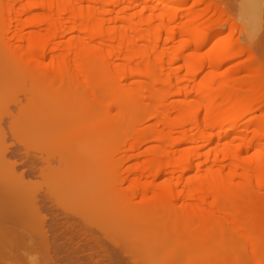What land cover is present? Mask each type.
Masks as SVG:
<instances>
[{
    "label": "bare ground",
    "instance_id": "obj_1",
    "mask_svg": "<svg viewBox=\"0 0 264 264\" xmlns=\"http://www.w3.org/2000/svg\"><path fill=\"white\" fill-rule=\"evenodd\" d=\"M20 1L22 3V0H0V44L2 43V45L5 44L6 46L10 45L8 47V52H5L4 50L1 51L0 49V88L5 85L3 92L8 93L1 95L3 92H0V97L2 98L4 95L9 96L14 92L12 86L15 82L19 81L17 83V86H19V83L22 82L21 80H27H25V78L28 75L30 76H28L30 82L31 80H33L32 83H34V80L36 82L33 86L35 84L38 85L37 83H41L42 80L43 82H45L44 80H47L51 86H54L53 83H57L58 88H60L59 90L62 88H65L66 90L68 89L66 92L64 91L65 89L62 91L64 92V95L67 93L69 98L71 95L74 96L75 92L73 87L76 85L74 83H77L79 80L78 84L80 83L81 85L82 83V87L86 89L83 90L81 95H78L80 97L75 94L74 99L76 96L77 98L75 101L73 100L70 105V107L76 105L75 107H71L74 108V111L73 109L71 110V108L67 109L66 106L69 107L70 103L68 104L69 100H66L67 105L65 104V99L68 97L66 96V98L64 95V103H62L63 101H60L62 105L59 104L60 102L53 101V105H58H54L55 107L51 104L50 106L47 105L46 108L45 106H42L41 109H39L37 105L36 107L38 109L36 107L30 108L28 102L25 101L27 106L25 105L24 108L22 105V108H20V106L18 107V104H16H20V102L16 99L17 101H14L16 105L14 104L13 106L14 108L16 107L14 109L16 112L9 114L8 112L10 109H7L6 107L8 104L5 106L6 110L4 111H7L5 113V115H7L4 116H8L9 119L11 118V122L8 121L9 123L6 125L11 133V135H9L12 137L15 133L13 129H21V126H16V124L21 125L24 123L23 125L26 126L22 128L23 130H28L32 126H28V119L33 117L30 116L31 112L28 113L29 108L39 111V113H41V115L39 114V117H41L38 119L35 118L36 116L34 117L39 124L37 121L35 124L33 123L35 121L34 118L30 119L31 121L34 120L33 122L30 121L32 124H37L35 127L32 126L34 129L32 128L33 134L31 135V138L33 139H29L30 141L28 139H26L27 141H25V139L19 141L18 138H15L17 143L6 140V142H0L2 143V145H0V264H28L23 261V257L26 255L25 253L27 251L29 252L34 248L36 249V247L41 248L40 244H42L41 242L44 240L47 242V246H50V243L48 242L51 240L50 237H53L50 233L52 228H49L51 231H48L49 229H43L45 228L43 226L47 223L49 224L50 220L53 219L52 216L54 215H49L50 213L55 212L53 209L56 207V201L53 202L54 199H51L53 196L55 198L58 196H69L74 199L76 197H82L86 200L81 198V200L77 198L75 200H80V204L76 201L77 205L79 204L80 207H84L83 209L87 212L90 207L85 205V203L88 201L89 204H93V207H97V205L101 203V197L103 203L105 201H110L111 199L113 200L111 197H117L119 198V201L124 197L125 202L128 201V203H124L123 201V205L119 204V206L122 205L129 209H131V207L134 208V210L131 209V212L133 211L132 213L128 210L129 214H132V216L129 215V219L132 220V218H134L132 220L134 226L129 228V237L134 230L137 233L139 230L141 231V226L142 231L147 230L148 232L151 227H154L156 220L159 223L157 222V225H155L158 227L159 224L161 228L168 227V222H170V224L175 227L173 230L174 232H176V229L177 232L181 231L179 233L176 232V235L179 237H181L179 235L181 233L185 235V232L183 231H190L189 233H195L196 235L199 234L198 239H195V234L192 236L189 234L190 241L189 239L187 240L184 238V241L191 246V248L188 247V251L183 249L186 251L185 253H188L187 255L191 254L192 256L195 251V243L196 249L197 244L202 247L204 245L203 249L206 246L207 248L204 251H207L210 247V250H212V247L216 248L213 254L209 255L211 252L208 254L210 263H204L205 261L200 263L249 264V262L252 261L253 264H264V203L259 202L261 200L260 197H264V69L263 66H260L261 64H259V61L257 59L255 60V55L250 51V48L248 46H245L244 48V45L243 47L242 45H238V41L234 44V39L232 40L227 36H219L218 38L215 36L214 40H210L214 38V32H206L204 34L201 32L198 34L201 29H206L214 21L208 17V19H204L203 17L201 18L200 15L191 14L189 13L190 10L188 12L184 11L186 12L183 14L184 18L181 16V20L177 21L180 18L179 16L182 15L180 14L181 12L177 14L175 11V14H173V11L170 12V10L174 9V5L184 4L187 2L186 0H26L27 3L23 2L24 4L22 3V5L18 4ZM207 1L208 0H195L194 4L201 2L205 5L207 3L205 7L207 10V8L209 9L211 6H214L211 5L213 2L211 3ZM138 3L141 4L139 9L136 8V4ZM208 3H210V5H208ZM188 8L191 9L192 7ZM31 10L40 11V13L38 12L39 14H36L37 18L35 17L34 20H31L30 17H25L23 19V16L31 13ZM221 13L222 12L220 11V14L218 13V15L222 17L223 14ZM32 18H34V16ZM41 26H44L43 30L45 32L43 33H41ZM24 27H32L33 30L26 34V32H24ZM217 31L219 32V30ZM10 33H12V35ZM11 38L16 39L15 42L18 41L19 45L15 42L14 44L16 45L11 44L14 41V39ZM24 42L28 46V49L26 48V45V49L23 48L22 45H24ZM206 45H208V47L204 50L203 48ZM11 46L12 49L10 52L9 48H11ZM189 48H191L192 51L187 54L186 52ZM49 54H52V58L50 64L47 65L43 61ZM240 55L246 57V60H241L243 62L234 69H228L231 71L227 70L224 71V73L220 72V67L223 64V61L226 62L229 58ZM13 59L20 62L11 67L9 64ZM241 72L244 74L239 75ZM134 77H143L144 81H141V85L126 83L128 82V78L130 79ZM120 79L122 81H127L122 83L120 82ZM30 82L29 85L31 86ZM1 84L4 85L1 86ZM70 86H72L73 90L70 89ZM88 88L94 91V95L87 90ZM37 89L34 88L31 91H34L33 93H35ZM103 89L108 91L105 93L109 94V96L106 94L109 98H113L109 99L105 96L110 100L109 104L111 102V104H114L111 105V107H114V109L117 110V108H115L117 105L119 108V110H117L118 112L115 110L116 113H114L115 111L113 110L114 115H112V113L109 114L108 112V116L105 112L104 114H106L107 117H105L106 115L101 116V110L96 111L93 109L94 107H90L93 105L96 108L97 104V110L101 108V105L99 104L105 93L101 94L100 92H103ZM31 91H29V94H32ZM68 91H70V95ZM26 92L24 93L26 94ZM95 93L97 95L98 93L100 94L97 97ZM16 94L17 93L14 92L12 94L14 95L13 97H15ZM20 94H23V89L20 91ZM26 96L25 99L28 100ZM94 96L96 97L94 98ZM142 97H147V99L151 101L152 107L147 109L148 111L145 110V107L141 102ZM78 98L82 99L77 102ZM96 98L99 100V104L97 103ZM107 98H105L106 101H108ZM85 100L87 105H84L82 102ZM1 101L4 100L2 99ZM9 102L10 101L8 100V103ZM73 102H75V105ZM6 103L5 100L4 104ZM78 103L82 104L83 107L90 104L89 107L91 108L90 111H92V114L87 109L89 107H84V109H87V113H84L85 117L82 116L84 109L81 105H77ZM63 105L67 110H65L64 107H61ZM27 107L28 110L26 109ZM57 107L61 108L57 109ZM78 108H80V110ZM143 109L145 115L140 116L141 114L139 115V112L140 110L143 111ZM64 110L67 111V114H69L70 117L69 115H65ZM146 111L148 113H146ZM49 112L54 115L49 114ZM93 112H98L97 114H100V117L98 115L96 116V114L93 117ZM76 113L79 116L81 115V117ZM86 114H90L91 118L89 119L90 116L88 115L89 117H87ZM50 115L53 116V118ZM73 116H78L80 120L85 119L84 122L87 124L82 126V122L80 123L79 119L77 120L76 117ZM14 117L17 118L18 121ZM44 117L46 120H44ZM3 118L4 117L2 116L0 126L2 123H5L3 122ZM12 118H14V121ZM73 118L76 119L75 122ZM100 118L101 124L96 122ZM146 118H152L155 122L154 126L146 129L141 128L140 125H142L143 122H146ZM24 119H26L25 121L27 124L26 122H22ZM86 119L89 121H86ZM68 120L73 121V124L71 122L69 123ZM77 121L80 124H75ZM98 121L100 122V120ZM66 122L68 123L66 125H71L69 128L64 126ZM74 124L75 128L73 131L71 127H73L72 125ZM76 125L80 128H77V131L79 130L78 132H75ZM7 126L2 130L4 133H7L4 130L5 128L7 129ZM12 126L13 128L11 129ZM51 126L52 129L49 128ZM86 126L89 128L92 127V130H90V132L88 130L87 134H85L86 132H84V129L82 128H85ZM98 126L101 127L98 129L99 131H97ZM124 126H126L127 131H125L124 137L122 135L124 140H121V143L119 141V143L121 145L123 142H127V148L124 150L129 151L130 155L124 154L119 156L117 154L120 150L122 151V145L119 149H116L117 147H115V152L113 147L115 145L113 144L116 143L115 141L117 140H115V136L113 135L114 137H112V139L114 138L115 141L112 140L113 144H110L109 151H111V148L113 147L112 149H114V152L119 157L115 156L116 154L114 153L116 158L113 157L114 161L112 160L113 164H110L111 167L108 165L111 161L110 160L107 164V169H105V165L103 168H100L102 167L99 166L101 157L98 158L96 156H101L102 152L96 150L97 146L95 145L97 144V141L100 143L99 146L101 145V142H99V136L116 131L121 133V131H124L123 129H125ZM63 127L66 128L63 129ZM70 128L72 129V132L70 131ZM1 129L2 127L0 128V131ZM22 129L21 131H23ZM50 129L51 131L49 132ZM62 129H67V132H64V134ZM82 131L84 132L83 135L81 133ZM95 131L99 132V135L98 133L95 135ZM54 133L56 135H54ZM70 133H73L72 135L75 137H72V140L70 139L72 136ZM75 133H79L80 136H75L77 135ZM1 134L0 140L2 136H4V138L8 136V134ZM94 135L99 138L93 137ZM15 136L16 134H14V137ZM77 138L80 139L77 140ZM85 138H87L89 142L94 140L93 143L95 142V147L92 142H86L87 139ZM5 139H7V137ZM70 140L79 143V148L80 145H82L81 149L88 148V145L92 144L89 149L93 147L95 148V150L91 149L94 151V155H92V153H90V155H84L82 153L84 152V149L82 152L80 150L79 152H75L77 146L76 148L74 147L77 143H74V145ZM153 140L156 143H160V145L147 149V154L149 152V158L145 159V161L141 160L142 162L139 163L129 165L126 163V159L131 160L130 157L136 158L139 156L137 153V156L134 155V151H138L140 144L144 145L145 142L147 144V142L149 143ZM67 141L71 142V145L69 142L68 144H65ZM112 141L110 140V142ZM7 142L9 143L6 144ZM14 143L19 146H16ZM37 143L38 145L45 144L46 146L38 147ZM28 144L32 146H28ZM68 145H73L75 150L69 151L71 147ZM55 146H57V149H54ZM45 147H47L48 150L47 148L44 150L43 148ZM51 148L54 149V152L57 150V154L59 152L58 149L62 150V153H60L63 157L59 156L56 160V156L59 154L56 155V153L52 152L53 150ZM50 151L56 156L52 157ZM95 151H97V154H95ZM109 151L107 152L109 153ZM72 152L75 154H72ZM111 152L113 154V151ZM69 153L71 154L68 155ZM67 155L68 157H71L68 159V157L66 158ZM55 160L58 161V163L61 162V167ZM62 160H64L65 166L62 164ZM94 160H97L99 165H96L95 163L97 162ZM221 161H223L222 165L219 164ZM225 161H228L229 164L225 165ZM124 163L127 165L125 164V166ZM55 164L59 167L57 165L55 166ZM62 166L65 168L61 169ZM66 168L67 170H64ZM63 170L67 172V180L65 179L66 176H64L66 173H64ZM35 173L39 179L34 178L36 176ZM102 174V177L107 174L104 179L109 176L107 179L114 182L115 186L109 181V187L107 186L109 191L105 189L99 193L98 190L96 198H100H98L99 203L95 205L96 199L94 201V199L90 198L94 196L95 192L87 187H89L91 184L90 182H92L91 178H96L97 176L101 177ZM150 177L163 178L162 183L160 182V187L159 185V188L155 187L158 190L148 192L150 188L147 189V185H144V178H146L147 181V178ZM69 178H71V180ZM88 179H90V182ZM85 180L87 181L85 182ZM102 181L104 182L103 179ZM87 182L89 185H87ZM145 183L149 185L151 182L149 180ZM92 188L94 189L93 186ZM89 191L92 193L90 194ZM44 197L46 199L48 198V200H45ZM106 197L111 199L107 200ZM158 197H160V199ZM93 198H95V196ZM179 200H181V204L176 208V203H179ZM52 202L55 205H51ZM112 203H114V201ZM116 203H118V201ZM101 204L100 206L98 205L97 212L101 209L99 213L104 215V219L102 217L101 220L99 214H95L98 216L97 218L100 219V222H106V224H109L110 226L113 224L112 220L123 215L122 211L120 214H115V212L112 213V211H109L112 209L108 208L107 202L104 204L109 209L107 211L110 213L105 210L106 207L104 204H102V206ZM50 205L51 208L53 206V209L52 212L49 210L50 213L47 214L46 212H48L47 210ZM86 206L89 208L86 209ZM158 206H161V208ZM102 207H104V209ZM113 207L114 206L111 208ZM148 207H150V209ZM77 209L78 207L73 212L75 217L77 216L81 218L84 215L88 216V214L91 216L92 211H90V213L80 211L81 213H84L82 215L80 212H75ZM90 210L93 209L91 208ZM95 210L93 211L95 212ZM65 211L66 210H63V214ZM45 214L49 217H44ZM55 214L57 215V213ZM74 214H71V212L68 214L71 215L67 219L68 222L70 217ZM93 214L94 213H92V215ZM117 214L119 217H117ZM114 215L115 218H113ZM63 216L66 215L64 214ZM85 216L82 217L83 219L81 218L80 221H85L89 226L91 221L89 223L87 218L84 220ZM152 217L154 219H151ZM163 217H166L167 220L165 221V218ZM46 218H48V220H46ZM64 219L62 220L64 221ZM119 219H115V221H118ZM71 220L73 221L74 219ZM74 221H76V219ZM125 221L126 220H124V222ZM132 221L128 223L131 224ZM100 222H98V224H100ZM160 222L162 225H160ZM40 223L43 228H39ZM51 223L47 228L50 226L53 227ZM56 223L58 224L59 222ZM81 223H83L84 226L86 225L82 221ZM102 223L100 224L101 229L103 228ZM121 223L120 220V223H117V225L122 226ZM98 224L96 222V224L93 223V225H91L92 227L96 225L98 229L100 228ZM82 225L81 228L83 230ZM104 225L105 224H103V226ZM119 226H117L116 229L113 228V226L112 229H119L121 231V227L119 228ZM77 227L78 225L76 228ZM87 227H84V232ZM133 227H137L138 229L140 227V229L137 231V229H133ZM81 228L78 230H81ZM155 228L156 227L153 229ZM56 230L57 229L54 231ZM102 230L101 232H104V230ZM119 230L118 232H120ZM47 231L51 234L49 235L50 237L47 235ZM72 231H74V229ZM94 231L97 232L96 230ZM135 232L132 234L134 235ZM111 233L112 232L110 231L109 235ZM116 233L115 237L116 235L118 236V233ZM207 233H210V236L207 235ZM120 234L122 236L121 232ZM46 235L50 238L47 239L49 241H46ZM61 235H63V233ZM77 235L79 236H76V238L80 237V234ZM126 235H128V231L126 232ZM148 235H150V233ZM154 235L155 234H153V236ZM172 235H165V237H159L160 235H157L155 238H158L155 240L152 238L153 241L150 239L152 236L150 235V238L148 237L147 241L139 238L137 239L139 241L136 242L135 240H132V243L128 240L129 238L127 236H124V234L121 239L127 237V240L130 242H128L130 247L133 243H139L137 246L133 244L132 247L134 249L131 247V252L128 250L130 253H133L134 256L132 259V256H129L132 254H129L128 252L127 257H131V260H129L131 263L134 262V259H136L135 257L138 256L144 258L146 261H150L151 251L153 250L157 253L158 250H161L162 253L160 251L161 256L158 255L159 257H155L156 255L153 252L154 257H151L153 260L150 261L151 263L179 264V261L185 257V254H180V256H182L179 258L176 255L177 249H175V246L179 244L178 242H180L179 240H182V238H175V234L173 237ZM90 236L91 235H89V237ZM96 236L95 238L98 237ZM101 237L103 238V236ZM110 237L108 236L109 239L106 242L109 244L111 243L110 241H112L110 244L111 247L114 246L113 248H115V251H118V247V250H116L117 244L114 245L113 242L115 241H113V239L110 240ZM57 238L59 239V237ZM74 239L73 241H75ZM256 239L259 241L257 242ZM53 240L57 241V239ZM53 240L51 242H53ZM248 240H250L248 242L249 244L251 242L250 245L252 247L253 257H250V255L248 257L246 251H244L246 252L244 253L245 255L239 254L238 249L240 248L241 250V247L239 246L241 245L243 248L245 242ZM79 241L77 242L79 243ZM184 241L182 242L183 244L186 243ZM45 242L42 248L46 246ZM193 242L194 244L192 245ZM128 243H126V245ZM91 245L90 247L93 246ZM122 245L125 244H120V252H122L123 249ZM81 246L83 247V245ZM84 246L88 247L87 244ZM127 246H124V250ZM76 247L75 252H78ZM237 247L239 248L237 249ZM66 249L68 250L69 248ZM56 250L57 252L60 251L57 247ZM237 250L238 255L236 254ZM125 251L122 253L125 254ZM190 251L192 252L190 253ZM62 252L65 253L64 250ZM243 256L248 258L245 259ZM139 257L136 259V262L139 261ZM188 257H186L185 261L192 264V259L190 260V256ZM205 257L201 259H204ZM191 258H195V255ZM195 259L198 261L199 258L197 257ZM206 259L207 258L204 260ZM248 259L251 260L248 261ZM145 260L142 262H145ZM31 262L36 263L37 259L33 258L31 259ZM136 262L132 264H136ZM183 262L181 264H183Z\"/></svg>",
    "mask_w": 264,
    "mask_h": 264
},
{
    "label": "rangeland",
    "instance_id": "obj_2",
    "mask_svg": "<svg viewBox=\"0 0 264 264\" xmlns=\"http://www.w3.org/2000/svg\"><path fill=\"white\" fill-rule=\"evenodd\" d=\"M4 1H7V0H4ZM29 1V0H28ZM178 1V0H177ZM187 2H185L184 4H178V5H174L173 6V8L174 9H172V10H170V12L171 11H173V14H175V11H176V13L178 14V13H180V14H182V15H180L178 18V20L177 21H179V20H181V16H182V18H184L183 17V14H185L186 12H184V11H189V13H191V14H194V15H200L201 16V18L203 17L204 19H206L207 17L208 18H211L212 19V21H214V22H212V24L210 25V26H208L206 29H201L200 30V32H198V34H200L201 32L204 34V33H208V32H214L215 33V35H213L214 36V38H212V39H210V40H214L215 39V36H216V38H218L219 36L220 37H229V38H231L233 41H234V44H235V42L236 41H238V45H242V47H243V45H244V48H245V46H248L249 48H250V51L255 55L254 57H255V60L257 59L258 61H259V64H261L260 66H263V69H264V0H208L207 2H213L211 5H214L213 7L211 6L209 9L207 8V10H206V5H207V3L204 5V3H196V4H194V1L195 0H186ZM27 3V1L26 0H22V3ZM176 2V1H175ZM22 3H21V1L18 3V4H20V5H22ZM23 3V4H24ZM140 3V2H139ZM136 4V8L137 9H139L140 7H141V4ZM187 3V4H186ZM193 5V6H192ZM208 5H210V3H208ZM19 6V5H18ZM188 7H192L191 9H189ZM212 8V9H211ZM215 9V10H214ZM222 12L221 14H223L222 15V17L221 16H219L218 15V13L220 14V11ZM37 10H31V13H28V14H26L25 16H23V19L25 18V17H30L31 18V20H34L35 19V17H36V14H39L40 13V11L38 10L37 12H36ZM39 12V13H38ZM224 14H226V15H224ZM30 15H32V16H30ZM34 16V18H32ZM224 17V18H223ZM227 17V18H226ZM37 18V17H36ZM207 18V19H208ZM215 18V19H214ZM29 19V18H28ZM27 19V20H28ZM210 19V20H211ZM217 19V20H216ZM220 20H221V23H220ZM217 22V23H216ZM223 22V23H222ZM40 28H42L41 29V33H43V32H45L43 29H44V26H41ZM12 29V28H11ZM24 32H26V34H27V32H31L32 30H33V28L32 27H24ZM1 30V29H0ZM13 30V29H12ZM217 30H219V32L217 31ZM216 31H217V33H216ZM1 32V31H0ZM222 33V34H221ZM11 35H12V33H10ZM10 34H9V36H10ZM1 35V34H0ZM212 36V37H213ZM11 39H14V38H11ZM15 40L16 39H14V41L12 42V40H11V44H14V42H15ZM177 40H179V39H177ZM0 42H1V39H0ZM211 42V41H210ZM16 44L18 43V45H19V42L18 41H16L15 42ZM27 43V42H26ZM177 43V42H176ZM209 43V42H208ZM237 43V42H236ZM16 44H14V45H16ZM24 45H22L23 46V48H25V42L23 43ZM177 44H179V43H177ZM185 44V43H184ZM210 44V43H209ZM208 44V45H209ZM2 43L0 44V49H1V51L2 50H4L5 52H8V47L10 46V45H8V46H6L5 44V46L4 45H2ZM208 45H206L203 49L205 50L207 47H208ZM237 45V44H236ZM27 46V45H26ZM6 47V48H5ZM14 47V46H13ZM190 47V46H189ZM4 48V49H3ZM27 49H28V46L26 47ZM25 48V49H26ZM249 48H248V50H249ZM10 50V52H11V49H12V46H11V48H9ZM202 49V50H203ZM247 49V48H246ZM192 51V49L191 48H189L188 49V51L186 52L187 54L189 53V52H191ZM12 54V53H11ZM257 56V57H256ZM12 58H13V55H12ZM51 58H52V54H49L47 57H46V59L43 61V62H45V64H47V65H49L50 64V62H51ZM232 58H234V59H232ZM232 58H229L226 62L225 61H223V64L221 65V67H220V72L221 73H224V71H227L228 69H231V68H235V67H237V66H239V64L241 63V62H243V61H245L246 60V57H244L243 55H240V56H235V57H232ZM236 58V59H235ZM245 59V60H244ZM241 60H243V61H241ZM17 61V62H16ZM23 62H25L24 60H22ZM229 61V62H228ZM11 62H13V63H11ZM11 62H10V66L11 67H13V66H15V64H17L18 62H20V61H18V60H11ZM33 62H35V61H33ZM226 63V64H225ZM13 64V65H12ZM7 68H8V65H7ZM10 69V68H9ZM8 69V70H9ZM232 69V70H233ZM228 71H231V70H228ZM5 73V72H4ZM3 73V74H4ZM242 73V74H241ZM239 75H243L244 73L243 72H241ZM26 75V74H25ZM27 76V75H26ZM29 76V75H28ZM28 76L25 78V80L26 81H23V80H21L20 82L21 83H19L18 85L19 86H17V83L19 82V81H17V82H15V84L12 86V90H14V92L15 93H17L16 94V96L15 97H13L14 95H12L14 92H12L10 95H12V96H8V95H4V96H2V98L0 97V101L3 99L4 101H1L0 103V114H1V116H0V120H1V118H2V116L4 117L2 120H3V122H5V123H2L1 124V126H0V128L2 127V129H1V131L3 130V128L5 127V126H7L6 124H8L9 122L8 121H10L11 120V118L9 119L8 118V116L7 117H5L6 115H5V113L7 112V111H4V110H6V107H7V109H10V111L8 112L9 114L10 113H14V112H16V111H14V109L16 108H14L13 106H14V104H15V100L17 99L19 102H20V104L19 103H16V104H18V107L20 106V108H22V107H24L25 108V105L27 106V104H26V102H28V106L31 108H35L36 107V105H37V107H39V109H41V107L42 106H45V108H46V106L47 105H53V101H57V102H62L63 101V95H64V92L62 91V90H64L65 88H62L61 90H59L60 88H58V84L56 83H53L54 84V86H51L50 85V83L47 81V80H44L45 82H43V80L41 81V83L43 84H41L40 82H38L37 84L38 85H34L33 86V84L34 83H36L35 82V80H34V83H32V81L33 80H31V78H30V80H31V82L28 80ZM30 77V76H29ZM32 77V76H31ZM124 80V79H123ZM128 80V82H126ZM126 81H122L121 79H120V82H122V83H130V84H134V85H141L142 84V82L141 81H144V79H143V77H134V78H128ZM31 83V86L29 85V82ZM78 81V80H77ZM80 81V80H79ZM78 81V82H79ZM27 82V83H26ZM78 82L77 83H74V84H76L75 85V87H73V89H74V92H75V94L78 96V95H81L82 93H83V90L84 89H86V88H83L82 87V83H81V85H80V83L78 84ZM24 83V84H23ZM48 84V86H47V84ZM6 84V83H5ZM22 84V85H21ZM27 86H26V85ZM44 84H46V85H44ZM4 85V84H3ZM2 84H1V86H3ZM51 87H50V86ZM57 85V86H56ZM9 86V85H8ZM23 86H24V88H23ZM73 86V85H72ZM72 86H70V89H72ZM91 86V85H90ZM4 87H5V85H4ZM4 87H1L0 88V90H2V91H0V92H3L4 90H3V88ZM27 87H28V89H27ZM29 87H31V88H29ZM41 87V88H40ZM87 87V86H86ZM92 87H93V85H92ZM97 87V86H96ZM6 88H7V85H6ZM9 88V87H8ZM26 88V89H25ZM37 89L36 90V92L35 93H33L31 90H33V89ZM69 88V87H68ZM89 88H91V87H89ZM87 89L89 92H91L92 93V95H94V91L93 90H91V89ZM5 89V88H4ZM22 89H23V94H20V91H22ZM69 89V90H70ZM72 89V90H73ZM99 89V88H98ZM9 90V89H8ZM26 90H27V92H26ZM68 90V89H67ZM66 89L64 90L65 92L67 91ZM71 90V91H72ZM95 90V89H94ZM6 91V90H5ZM29 91H31L32 92V94H29ZM96 91V90H95ZM24 92H26V94L24 93ZM30 92V93H31ZM62 92H63V94H62ZM69 92V95H70V91H68ZM73 92V93H74ZM105 92H108V91H106V90H104L103 89V92H100L101 94H104ZM5 92H3L1 95H3ZM19 93V94H18ZM100 93H98V95L100 94ZM5 94H8V93H5ZM75 94H74V96H75ZM96 94V93H95ZM107 93H105L104 95H103V97L101 98V103L99 104L98 103V101L99 100H97V98H96V101H97V103L99 104V105H101V108H99L98 110H97V104H96V108H95V106H90V104H88V106H84V107H94L93 109H95L96 111H99V110H101V116H105L106 114L108 115V112H109V114H111L112 113V115H114V113H116V111L117 110H119V108H118V106L116 105L115 106V108H117V110L116 109H114V107H111V105H114V104H109V101L110 100H108V96H109V94H107ZM24 97H23V96ZM27 95V96H26ZM62 95V96H61ZM97 95V94H96ZM98 95H97V97H98ZM140 95H142V94H140ZM25 96H26V98L28 99V100H26L25 99ZM61 96V97H60ZM67 96V93H66V95H64V97H66ZM74 96L73 95H71L70 96V98H69V96H67L66 98L67 99H65V104L67 103V101L66 100H69L68 101V104H69V107L68 106H66L67 107V109H69V108H71V107H75L76 105L74 104L75 102H73V104L75 105V106H71L70 107V105L72 104V101L74 100H76V98H77V96H76V98L74 99ZM102 96V95H101ZM100 96V97H101ZM105 96H107V97H105ZM17 97V98H16ZM29 97V98H28ZM60 97V98H59ZM72 97H73V99H72ZM78 97H80V96H78ZM96 96H94V98H95ZM107 98V100L108 101H106L105 100V98ZM111 97V96H110ZM5 98V99H4ZM10 101L9 103H8V100ZM34 99V100H33ZM58 99V100H57ZM60 99V100H59ZM72 99V100H71ZM82 99V98H81ZM81 99H77V102H78V100H81ZM99 99V98H98ZM109 99H113V98H109ZM5 100H6V104H4L5 103ZM16 100V101H17ZM26 101V102H25ZM34 101V102H33ZM33 102V103H32ZM61 102L59 103L60 105H62L61 104ZM80 102V101H79ZM83 103H84V105H87V103H86V100L85 101H82ZM82 102H80V103H82ZM141 102H142V104L144 105V107H145V110H147V109H150L151 107H152V105H151V101L149 100V99H147V97H142L141 98ZM25 103V104H24ZM62 103H64V101L62 102ZM80 103H78L77 105H81L82 106V108L84 109V107H83V103L82 104H80ZM144 103H147V104H144ZM4 104V105H3ZM8 104V105H7ZM15 104V105H16ZM7 105V106H6ZM23 105V106H22ZM35 105V106H34ZM54 105H56V104H54ZM53 105V107H55ZM59 105V106H60ZM67 105V104H66ZM95 105V104H94ZM6 106V107H5ZM22 106V107H21ZM56 106H58V105H56ZM36 107V108H37ZM52 107V108H53ZM61 107H64V109H65V106L63 105V106H61ZM61 107H59V108H61ZM77 107H80V106H77ZM87 108L89 111H90V109L91 108ZM3 108V109H2ZM29 108V112L28 113H30L31 112V114H30V116H33V117H31V118H34L35 116V118H40L39 117V114L41 115V113H39V111H36V109L35 110H32V109H30ZM51 108V109H52ZM58 107H57V109H59ZM82 108H81V110H82ZM27 110H28V107L26 108ZM38 109V108H37ZM54 109V108H53ZM52 109V110H53ZM63 109V108H62ZM67 109H65V110H67ZM73 109V111H74V108H71V110ZM79 110H80V108H78ZM87 109H84L83 111L84 112H82V116H84L85 117V115H84V113H87L86 112V110ZM43 110V109H42ZM55 110V109H54ZM64 110V111H65ZM70 110V111H71ZM94 110V111H95ZM115 112H114V111ZM23 111V110H22ZM25 111V110H24ZM57 111V110H56ZM69 111V110H68ZM88 111V112H89ZM148 111V110H147ZM146 111V113H148ZM52 112V111H51ZM58 112H60V111H58ZM72 112V111H71ZM80 112V111H79ZM92 111H90V113H91ZM106 112V114H104ZM114 112V113H113ZM118 112V111H117ZM142 112V113H141ZM12 113V114H13ZM26 113V112H25ZM54 113H55V111H54ZM65 113V115H69V114H67V111H65L64 112ZM68 113H70V112H68ZM98 113V112H97ZM96 112H93V117H94V115L96 114V116L98 115ZM145 112H144V109H143V111L142 110H140V112H139V115L140 116H144L145 114H144ZM45 114V113H44ZM46 114H47V112H46ZM49 114H51L50 112H49ZM57 114V113H56ZM77 114V113H76ZM92 114V113H91ZM5 115V116H4ZM15 115H16V113H15ZM26 115H28V114H26ZM26 115H24V116H26ZM51 115H54V114H51ZM50 115V116H51ZM78 115V114H77ZM87 115V117H89V119L91 118V115L90 114H86ZM89 115V116H88ZM100 115V114H99ZM98 115V116H99ZM107 115L105 116V117H107ZM112 115H110V116H112ZM22 116V115H21ZM45 116V115H44ZM56 116V115H55ZM58 116V115H57ZM63 116V115H62ZM79 116V115H78ZM78 116L76 117V116H73V117H76V119L78 120L79 118H78ZM109 116V115H108ZM9 117H10V115H9ZM11 117H12V115H11ZM16 117V116H15ZM14 117V118H15ZM46 117V116H45ZM45 117H44V120H46L45 119ZM52 118H53V116H51ZM69 117H70V115H69ZM72 117V116H71ZM79 117H81V115L79 116ZM86 117V118H87ZM92 117V118H93ZM100 117V116H99ZM14 118H12V120L14 119ZM20 118V117H19ZM27 118H28V116H27ZM30 118V119H31ZM34 118V120H30V119H28V121H29V123H28V126L30 125H32L33 127H35L36 125H34L35 124V122L37 121V119H35ZM50 118V117H49ZM51 118V119H52ZM55 118V117H54ZM15 119H17V118H15ZM21 119H22V117H21ZM63 119V118H62ZM66 119V118H65ZM71 119V118H70ZM76 119H74L73 118V120H74V122L76 121ZM82 119V118H81ZM95 119V118H94ZM149 119V120H148ZM26 119H24V121H22V122H26L25 121ZM41 120V119H40ZM39 120V121H40ZM54 120V119H53ZM98 120H100V122L98 121ZM96 122H98V123H100L101 124V118L100 119H98ZM148 120V121H147ZM14 121V120H13ZM16 121V120H15ZM17 121H18V119H17ZM33 122L34 124H32L31 122ZM43 121V120H42ZM64 121V120H63ZM79 121H80V123L82 122V126L84 125L85 126V124H87V123H85L84 121H85V119H83V120H80L79 119ZM86 121H89V120H87L86 119ZM94 121V120H93ZM145 121L146 122H143L142 123V125H140V127L141 128H148V127H151V126H154V120L151 118H146L145 119ZM11 122V121H10ZM38 122V121H37ZM47 122V121H46ZM68 122L70 123H72L73 121H69L68 120ZM84 122V123H83ZM95 122V121H94ZM93 122V123H94ZM16 123V122H15ZM18 123V122H17ZM19 123L21 124V122L19 121ZM48 123V122H47ZM50 123V122H49ZM52 123H54V122H52ZM62 123H64V122H62ZM80 123H78V121L75 123V124H80ZM90 123V122H89ZM12 124H13V122H12ZM24 124V123H23ZM23 124H21V125H17L16 124V126H21V129L22 128H24L26 125H23ZM26 124H27V122H26ZM38 124H39V122H38ZM57 124V123H56ZM66 124H68L67 122L65 123V125L64 126H66L67 128H69V126H71L70 124L69 125H66ZM73 124V123H72ZM75 124L74 125H72L73 127H71L72 129H73V131H74V126H75ZM92 124V123H91ZM90 124V125H91ZM3 125V126H2ZM5 125V126H4ZM22 125H23V127H22ZM41 125V124H40ZM48 125V124H47ZM30 127L28 130H23V131H21V129H18V130H14L13 129V131L15 132L14 134H16V136L14 137V134H13V137L12 136H10L11 135V133H10V130H8V126H7V129L5 128L4 130H5V132H7V133H4L3 131L1 132L0 131V134L1 133H3V135H7L8 134V136H6L7 137V139H5L4 138V136H2L1 137V140H0V142H2V141H9V142H11V141H14V142H16L17 143V140L15 139V138H18L19 139V141L21 140V141H23L24 139H25V141H27L26 139H33V138H31V135L33 134V127ZM45 126V125H44ZM55 126V125H54ZM62 126V125H61ZM60 126V127H61ZM78 125H76V130H75V132H78L77 131V127ZM81 126V125H80ZM89 126V125H88ZM88 126H86L85 128L84 127H82L84 130V132H86L85 134H87V132H88V130H89V132H90V130H92V127H88ZM95 126V125H94ZM93 126V127H94ZM48 127V126H47ZM46 127V128H47ZM59 127V128H60ZM66 127H63V129H65ZM97 127V126H96ZM125 127V129H123L124 131H121V133L118 131H116V132H113V133H109V134H107L106 133V135L105 134H102L101 136H99V137H97V136H95V135H97V133H98V135H99V132H96L95 131V135L93 136V137H95V138H99V142H101V145L99 146V144L100 143H98V141L97 140H95V141H97V144H95V142L93 143V141L94 140H91L90 142H92V144H93V146H94V144L97 146L96 147V150H100V152H102L101 153V156H96V157H101V161H100V159H99V161H100V165H99V163L97 162V160H94V161H96L97 163H95L96 165H99V166H102V167H100V168H103V166L105 167V169H107L108 168V166H107V164H108V162L111 160H113V157L114 158H116L115 156H117V157H119V156H122V155H124V154H127V155H130V152L129 151H127V150H124L125 148H127V142H123L121 145H122V147H123V149H122V151L120 150V152L119 153H115L116 152V149H119L120 148V143H121V140L123 141L124 140V135H125V131H127L126 129V126H124ZM13 128V126L11 127V129ZM16 128V127H15ZM33 128V129H32ZM49 128H51L52 129V126L51 127H49ZM48 128V129H49ZM59 128H57V129H59ZM70 128V131L72 130ZM99 128H101V127H99L98 126V128H97V131H99L98 129ZM51 129L49 130V132L51 131ZM62 129V131H63V133L65 132H67L66 130H63ZM78 129H80V128H78ZM122 129V128H121ZM30 130V131H29ZM82 130V129H81ZM86 130V131H85ZM81 132L82 133V135H83V133L84 132ZM94 131V130H93ZM92 131V132H93ZM25 132V133H24ZM55 132H56V127H55ZM61 132V131H60ZM72 132V131H71ZM31 133V134H30ZM52 133H53V131H52ZM62 133V134H63ZM64 133V134H65ZM94 133V132H93ZM92 133V134H93ZM119 133V134H118ZM10 134V135H9ZM29 134V135H28ZM73 133H70V135H72ZM75 134H77V135H75ZM74 135L75 136H77V137H79L80 135H79V133H75ZM84 134V135H85ZM118 134V135H117ZM2 135V134H1ZM0 135V136H1ZM54 135H56L55 133H54ZM79 135V136H78ZM115 136V140H117V141H115L114 140V138L112 139V137H114ZM121 137H120V136ZM122 135H123V137H122ZM103 136H105V137H103ZM110 136V137H109ZM13 139H11V138ZM75 138L73 135L70 137V139L72 140L73 138ZM4 138V139H3ZM10 138V139H9ZM90 138L92 139V137L90 136ZM104 140H103V139ZM111 138V139H110ZM123 138V139H122ZM3 139V140H2ZM15 139V140H14ZM80 138H77V140H79ZM83 139V138H82ZM85 139H87V138H85ZM88 139H89V137H88ZM87 139V140H88ZM112 141H115L116 143H114L113 144V141L112 142H110V140ZM70 140V141H71ZM76 140V139H75ZM86 140V142H89V140L87 141ZM5 141V142H6ZM18 141V142H19ZM30 141V140H29ZM81 141V140H80ZM84 141V140H83ZM119 141H120V143H119ZM125 141H128V140H125ZM9 142H7L6 144H8ZM68 142L69 141H67V142H65V144L67 143L68 144ZM72 142V141H71ZM71 142H69V144L71 145ZM89 142V143H90ZM107 142V143H106ZM110 142V143H109ZM16 143H14L15 145H16ZM75 142H72V144H74ZM77 143V142H76ZM75 143V144H76ZM88 143V144H89ZM115 145V146H113L114 147V149H115V147H117L116 149H115V152H114V149H112L111 148V151H113V154H112V152L111 151H109V148H110V146L112 145ZM50 144V143H49ZM48 144V145H49ZM56 144V143H55ZM64 144V145H65ZM74 144V145H75ZM82 144V143H81ZM84 144V143H83ZM92 144H89L88 145V148H83V149H81V147H82V145H80V148L78 147L79 146V143H77L76 145H75V147L74 148H76V146H77V148H76V150L73 148V145L72 146H70V145H68L69 147H71V149H69V151L70 150H75V152H79V150L82 152V150L84 151V152H82L84 155L86 154H89L90 155V153H92V155H94V151H92L91 149H94L95 150V146L93 147V148H91V149H89V147H90V145H92ZM102 144H103V146H102ZM111 144V145H110ZM0 145H2V143H0ZM34 145V144H33ZM37 145H38V143H37ZM36 145V146H37ZM45 145V144H44ZM44 145H38V147H40V146H44ZM157 145H160V143H156L154 140L153 141H150L149 143L147 142V144H146V142L144 143V145H142V144H140L139 145V149H138V151H134L135 152V154L134 155H136V153H137V155L139 154V156L138 157H132V158H134V159H132L131 157H130V159L131 160H125L126 161V163H128V165L129 164H133V163H139V162H142L141 160H144L145 161V159H147V158H149V152H148V154H147V149H149V148H151V147H154V146H157ZM16 146H19V145H16ZM20 146H22V145H20ZM24 146V145H23ZM28 146H32V145H29L28 144ZM35 146V147H36ZM46 146V145H45ZM109 146V147H108ZM119 146V147H118ZM42 147H41V149H42ZM52 147H53V145H52ZM57 146H55V148L54 149H57L56 148ZM60 147V146H59ZM68 147V148H69ZM31 148V147H30ZM47 147H45V148H43L44 150L46 149ZM53 151L52 152H54V149L53 148H51ZM63 149V148H62ZM78 149V150H77ZM89 149V150H88ZM47 150H48V148H47ZM50 150V149H49ZM68 150V149H67ZM88 150V151H87ZM151 150V149H150ZM58 154H57V150H55V152L54 153H56V155H58V156H56V155H54V154H52V152L50 153V154H52L51 156L52 157H55L56 156V160H57V158H59V156L60 157H63V156H61V151L62 150H60V149H58ZM107 151H109V153L107 152ZM129 152V153H127V152ZM149 151V150H148ZM46 153H48L47 151H45ZM61 152V153H60ZM97 151H95V154H97L96 153ZM111 152V153H110ZM122 152V153H121ZM133 152V153H134ZM141 152V153H140ZM37 153V152H36ZM46 153H45V155H46ZM99 153V152H98ZM114 153L116 154L115 156H114ZM144 153V154H143ZM50 154H49V156H50ZM71 153H69L68 155H70ZM72 154H75V153H73L72 152ZM77 154V153H76ZM80 154V153H79ZM108 154H112L111 156L110 155H108ZM121 154V155H120ZM145 154H147V155H145ZM38 155V154H37ZM54 155V156H53ZM63 155V154H62ZM68 155L66 156V158L68 157ZM81 155V154H80ZM136 155V156H137ZM69 157H71V156H69ZM69 157H68V159H69ZM97 158V159H98ZM108 158V159H107ZM138 158V159H137ZM55 159V158H54ZM63 159V158H62ZM65 159V158H64ZM71 159V158H70ZM55 160V161H56ZM107 160V161H106ZM20 161V160H19ZM54 161V162H55ZM67 161V160H66ZM109 162V166L111 167V165L110 164H113V161L112 162ZM129 161V162H128ZM57 163H58V161H56ZM105 162H106V164H105ZM124 162V161H123ZM61 163V162H60ZM60 163H58V164H60ZM126 163H124V165L126 164ZM62 164L64 165V160H62ZM67 164V163H66ZM68 164H69V161H68ZM219 164L220 165H222L223 164V161H221V162H219ZM224 164L225 165H228L229 164V162L228 161H225L224 162ZM57 164H55V166H56ZM127 165V164H126ZM125 165V166H126ZM58 166V165H57ZM65 166V165H64ZM22 167V166H21ZM59 167V166H58ZM60 167H61V164H60ZM107 167V168H106ZM20 168V167H19ZM63 168H65V167H63L62 166V168L61 169H63ZM67 168H69V167H67ZM67 168L66 169H64V170H67ZM61 169H59V170H61ZM63 170V171H64ZM69 172V171H68ZM103 172V171H102ZM64 173H66L64 176H66L67 175V172L66 171H64ZM104 173V172H103ZM100 174H101V172H100ZM99 174V175H100ZM35 175H36V173H35ZM107 175V174H106ZM105 175V176H106ZM103 176V174L101 175V177H99V176H97L96 178H91V181L92 182H90V179H88L89 180V182L91 183L90 184V186L89 187H87L88 189H90L91 191H93V192H95V194H94V196H95V198H93V197H90V198H92V199H94V201H95V199H96V202H95V205L97 204V203H99V199L98 198H100V197H98V198H96V196L98 195H96V193H97V191L100 193V191L102 192V190L104 191L105 189H107V186L109 187V184L108 183H110L111 182V180L110 179H107V178H109V176H107L105 179H106V182H105V179H104V177H102ZM69 177H71V176H69ZM92 177V176H91ZM169 177H170V175H169ZM34 178H36V179H39L38 177H37V175L34 177ZM71 178H73V177H71ZM71 178H69L70 180H71ZM90 178V177H89ZM65 179L67 180V176L65 177ZM95 179H97V180H95ZM102 179L104 180V182L102 181ZM148 180L147 181H149L150 180V182L151 183H149V185L147 184V183H145V182H147L146 181V178H144V180H145V182H144V180H143V182H144V185L147 187V189L148 188H150L149 189V191L148 192H150V191H156V190H158V189H156L155 187H157V188H159L160 187V184L162 183V181H163V178L162 177H155V178H153V177H150V178H147ZM153 179H155V180H153ZM153 180V181H152ZM87 180H85V182H86ZM110 181V182H109ZM83 182V181H82ZM94 182V183H93ZM161 182V183H160ZM88 183V182H87ZM111 184L113 185V186H115V183L114 182H111ZM87 185H89V183L87 184ZM154 185V186H153ZM158 185H159V187H158ZM92 186L94 187V189L92 188ZM55 187H56V185H55ZM53 189V188H52ZM101 189V190H100ZM109 189H111V188H109ZM108 190V189H107ZM56 191V190H55ZM109 191V190H108ZM89 193H90V191H89ZM92 193V192H91ZM90 193V194H91ZM150 194V193H149ZM52 197V196H51ZM59 197V196H58ZM52 197L51 199H54V201L53 202H55L56 203V205L55 204H53V202H52V204L51 205H55L56 207H58V208H54L53 209V206H52V208H51V205H50V207L48 208V212H46L47 214H49L50 212H49V210H51V212H52V209H53V211H55V212H52V213H50L49 215H54V216H52L53 217V219H52V217H51V219L52 220H50V223H51V225L53 226V227H48L47 228V226L50 224H48L47 222V224H45L43 227H45V228H43V227H41L42 226V224L40 223V225H39V228H43V229H46V230H48L49 228H52V231H51V229H49L48 231H51L50 233L52 234H50L48 231V233H47V235L49 236V235H51V236H53V237H50L51 238V240L49 241V240H47V239H50L47 235V238H46V241H49L48 243H50V246H47V242H45V240L44 241H42L41 243L42 244H40L41 245V248H38V247H36V249L34 248L33 250H30L29 252L27 251L25 254V256L23 257V261H25V262H27L28 264H132V263H134V262H136L137 260L136 259H138V257H135L136 259H134V262H129V260H131L130 258L131 257H129V256H132V259H133V253H130L131 252V250H132V246H133V244H131V247H130V245H129V241H131V243H132V240H135L136 242L137 241H139V240H137V239H143V240H148V237L150 236V235H152L151 236V240H152V238H153V240H155V239H157V238H155L157 235L159 236V237H161V236H164L165 237V235H174L175 234V238L177 237V238H182V240H179L180 242H178L179 244L177 245V246H175L176 248L175 249H177V252H176V255L180 258L181 256H180V254H185L184 256V262H183V259H179L180 261H179V264H181L182 262H183V264H189V262L187 261H185L186 260V257H188V256H190V260L192 259V261L191 262H193L192 264H203V263H200V262H203V261H205L204 263H206V262H209L210 263V261H209V255H211V254H213V252L216 250V248H213L212 247V250H210V248L209 249H207V251H204V250H206V246H205V248L203 249V247H204V245H203V247L202 246H200V245H198L197 244V249H196V243L194 244V242L196 241H194L193 243H192V245L194 244V250H193V248H192V250L194 251V253L192 254V256L193 255H195V258H199L198 259V261L195 259V258H191L192 256H191V254L190 255H187L188 253H185L186 251H188V247H190L191 248V246H190V244L189 243H187L186 241H184L185 239H189L190 237V235L192 236V235H194L195 233H193V234H191V233H189L190 231H183V232H185L184 234L185 235H183V233H181V234H179L181 237H179V236H177L176 234L177 233H179V232H181V231H178L177 232V229H176V232H174L173 230H174V228L175 227H173L172 226V224H170V222H168V227L166 226V228L165 227H163V228H161V226H159V224H158V227L156 226L157 225V220H156V222H155V224H154V227H156L155 229H153L154 227H151L150 228V230H148V232H147V230H143L142 231V226H141V231L139 230L140 229V227H139V229L137 228V227H133V229L134 228H136L137 229V231H138V233L137 232H135V230L133 231V230H131V231H133V232H135L134 233V235L131 233V238L129 237V233H130V231H129V228L130 227H132V226H134L133 225V219L134 218H132V220L131 219H129V215H131L132 216V212H131V209H133L134 210V208H132L131 207V209H129V208H125V206H122L123 205V201H124V203H128V201L127 202H125V198L123 197V199H120V201H119V198H117V197H111V198H113V200L111 199V198H107L106 197V199L107 200H110V201H105V202H107L108 203V208L109 209H112V210H109L107 207H106V205L103 203V200H102V197H101V203L102 204H104V206L106 207V211L107 210H109V211H112V213H114L115 212V214L116 213H121V211L123 212V215H120L121 217H119L118 216V214H117V217H119V218H124V219H119V218H115V215H114V217L113 218H115V219H119L118 221H115V219L114 220H112L111 218H109L110 220H112V222H113V224L112 225H110L109 226V224H106V222H104V223H102L103 221H99L100 219L102 220V217H103V219H104V215H101L100 213H99V211L101 210H99L98 212H97V209H98V205L100 206V204L101 203H99L98 205H97V207H93V204H89L88 202H86L85 203V205H88L89 207H85L86 209H88L89 208V210H88V212L90 213V211H92V213H94L93 215H92V213H91V216L88 214V216L86 215H84L85 216V218H84V220H86V218H87V220H89L88 222L90 223V221H91V224L93 225V223H95L96 224V222H97V224H98V222H100V224L102 223V229L104 230V232H101V226H100V224H98L99 226H100V228H98L97 229V226L95 225L94 227H92V225L89 227L86 223H85V221H83V220H81L82 222H84L86 225V227L87 228H85V232H84V224L83 223H81V221H80V219L82 218V217H84V216H82L81 218L80 217H75V214L73 213L74 212V210L78 207V209H77V211H75V212H82V211H85V212H87L85 209H83L84 207H80V203H79V201L81 200V199H83V200H86V199H84V198H82V197H76L77 199H80L79 201L78 200H75L74 198H71V197H69V196H67V197ZM45 198V197H44ZM58 198V199H57ZM66 198V199H65ZM103 198H105V197H103ZM120 198H122V197H120ZM127 198V197H126ZM159 199H160V197H158ZM166 198V197H165ZM259 198V197H258ZM62 199V200H61ZM117 199V200H116ZM260 201L259 202H261V203H264V197H260ZM45 200H48V198L46 199L45 198ZM49 200H50V197H49ZM75 200V201H74ZM97 200H98V202H97ZM116 200V201H115ZM129 200V199H128ZM76 201H77V203H79L78 205H77V203H76ZM94 201H93V203H94ZM114 201V203H112ZM118 201V203H116ZM180 201V202H179ZM179 201H177V202H179V203H176V208L177 207H179V204H181V200H179ZM48 202V201H47ZM59 202V203H58ZM49 203V202H48ZM47 203V204H48ZM51 203V202H50ZM75 203V204H74ZM92 203V202H91ZM84 204V203H83ZM102 204H101V206H102ZM113 204H115V205H113ZM119 204H122V205H120V206H122V207H120L119 206ZM130 204V203H129ZM75 205H77V206H75ZM114 206L113 208H111L112 206ZM127 205V204H126ZM116 206V207H115ZM129 206V205H128ZM132 206V205H131ZM74 209H73V208ZM127 207V206H126ZM134 207V206H133ZM158 207H160L161 208V206H158ZM51 208V209H50ZM61 208V209H60ZM93 209V210H95V212L93 211V210H90V209ZM95 208V209H94ZM103 209H104V207H102ZM149 209H150V207H148ZM152 208V207H151ZM58 210V211H56V210ZM69 210V211H65L64 212V214L67 216L68 214H70V212H71V214H74L72 217H74V218H72V217H70V220H69V222H68V217L69 216H71V215H68L67 217L66 216H63L64 214H63V210ZM81 209V210H80ZM118 209V210H117ZM155 209V208H154ZM158 209V208H157ZM113 210H115V211H113ZM131 212L130 214H129V211ZM159 210V209H158ZM157 210V211H158ZM103 211V210H102ZM109 211H107V212H109ZM160 211V210H159ZM45 212V211H44ZM80 212V214H84V213H81ZM87 212V213H88ZM55 213H57V215L55 214ZM87 213H85V214H87ZM102 213V212H101ZM110 213V212H109ZM125 213V214H124ZM42 214H43V212H42ZM41 214V215H42ZM61 214V215H60ZM78 214V213H77ZM76 214V215H77ZM98 215L99 214V216L101 217H99L100 219H98L97 217L98 216H96V215ZM107 214V213H106ZM79 215V214H78ZM158 215H160V214H158ZM44 216V215H43ZM47 215L45 214V216L44 217H46ZM130 216V217H131ZM47 217H49V216H47ZM66 218V219H64V218ZM89 217V218H88ZM94 217V218H93ZM95 217H96V219H95ZM112 217V216H111ZM153 217H155V216H153ZM151 218V219H154V218ZM156 217H158V216H156ZM64 219V221H65V223H64V221L62 220V219ZM160 218V217H159ZM158 218V219H159ZM163 218H165V221L167 220V218L166 217H163ZM162 218V219H163ZM55 219V220H54ZM71 219H76V221H72ZM83 219V218H82ZM41 220V219H40ZM46 220H48V218H46ZM107 220H108V218H107ZM120 220H121V224H122V226H119V225H117V223H120ZM124 220H126L125 222H124ZM172 220V219H171ZM63 221V222H62ZM79 221V222H78ZM109 221V220H108ZM107 221V222H108ZM130 221H132L131 222V224H129L130 223ZM163 221V220H162ZM56 222H59L58 224L56 223ZM67 222H68V225H67ZM74 222H75V224H74ZM114 222H115V225H114ZM129 222V223H128ZM135 222V221H134ZM55 223V224H54ZM61 223V224H60ZM64 223V224H63ZM70 223V224H69ZM111 223V222H110ZM159 223V222H158ZM54 224V225H53ZM79 224H80V226H79ZM83 224V225H82ZM103 224H105L104 226H103ZM135 224V223H134ZM66 225V226H65ZM75 225V226H74ZM78 225V227L76 228V226ZM81 225H82V227H83V230H82V228H81ZM124 225V226H123ZM160 225H162V223L160 222ZM73 226H74V228H73ZM98 226V227H99ZM114 226V227H113ZM117 226H119V228L121 227V233H122V236H121V234H120V232H118V230H115L116 229V227ZM153 226V225H152ZM54 227H56V228H54ZM58 227V228H57ZM61 227V228H60ZM63 227V228H62ZM72 227V228H71ZM96 227V228H95ZM112 227L113 228H115L114 230L112 229ZM79 228H81V230H78ZM89 228V229H88ZM93 228H95V229H93ZM110 228H111V230H110ZM148 228V227H147ZM55 229H57L56 231H57V233H58V236H57V233H56V231H54ZM70 229V230H69ZM74 229V231H72ZM101 229V230H100ZM149 229V228H148ZM154 231H153V230ZM63 230V231H62ZM69 230V231H68ZM88 230V231H87ZM94 230H96L97 232H95ZM102 230V231H103ZM106 230V231H105ZM62 231V232H61ZM81 233H80V232ZM83 231V232H82ZM110 231L112 232L110 235H111V237H110V235H109V233H110ZM128 231V235H126V232ZM146 231V232H145ZM173 231V232H172ZM54 232V233H53ZM60 232H61V234L63 233V235H61L60 234ZM65 232H67V233H65ZM71 232V233H70ZM75 232H76V234H75ZM118 233V236L116 235V237H115V233ZM124 232V233H123ZM68 233H69V235H68ZM83 233H84V235H83ZM88 233V234H87ZM116 233V234H117ZM150 233V235H148V234ZM54 234V235H53ZM77 234H80V237H77L76 238V236H79V235H77ZM88 236H87V235ZM98 236H96V235ZM108 234V235H107ZM119 234H120V236H119ZM123 234H124V236H127L129 239V241L127 240V237H124V239H121V238H123ZM144 234V235H143ZM146 234H147V236H146ZM153 234H155L154 236H153ZM190 234V235H189ZM198 234V233H197ZM210 233H207V235H209ZM45 235V234H44ZM56 235V236H55ZM82 235V236H81ZM89 235H91L90 237H89ZM106 235H107V237H106ZM173 235H172V237H173ZM45 236V237H46ZM61 236H63V237H61ZM68 236V237H67ZM83 236H84V238H83ZM95 236L97 237V238H95ZM101 236H103V238L101 237ZM108 236L111 238L110 240H112L113 239V241H115V242H113V244L115 245V244H117V246H116V250H118V248H119V250H120V244L121 243H123V244H125V245H122V247H123V249H122V252H124L125 250H127V251H125V254L124 253H122V252H120L119 250L118 251H115V248H113L114 246H112L111 247V243H112V241H110L111 243H109L108 244V242H106L109 238H108ZM166 236V237H167ZM182 236H184V237H182ZM195 239H198V236H199V234L198 235H196L195 234ZM210 236V235H209ZM209 236H207V237H209ZM56 237V238H55ZM57 237H59V239L57 238ZM67 239H66V238ZM133 237V238H132ZM164 237H163V239H164ZM170 237V236H169ZM57 239V241L56 240H53V239ZM65 238V239H64ZM69 238V239H68ZM75 238V239H74ZM78 238H80V239H78ZM83 238V239H82ZM86 238V239H85ZM96 240H95V239ZM136 238V239H135ZM185 238V239H184ZM193 238V237H192ZM45 239V238H44ZM72 239V240H71ZM73 239L75 240V241H73ZM93 239H94V241H93ZM98 239V240H97ZM117 239V240H116ZM149 239V240H150ZM53 240V242H51ZM60 240V241H59ZM71 240V241H70ZM80 240V241H79ZM151 240H150V242H151ZM152 240V241H153ZM77 241H79V243L77 242ZM186 242V243H182V242ZM189 241H190V239H189ZM250 240H248L247 242H245V244H244V246H243V248H242V246L240 245L239 247H241V250H240V248L239 247H237V249L239 250V254L240 255H243L244 253H246V255L249 257V255H250V257H253L252 255V247H251V242H250V244L248 243ZM256 241L258 242L259 240H257L256 239ZM44 242H45V244H46V246H44V248H42V246H43V244H44ZM57 244H56V243ZM89 242V243H88ZM92 243V245H91V243ZM97 242V243H96ZM99 242H102V243H99ZM120 242V243H119ZM125 242V243H124ZM129 242V243H128ZM134 242V241H133ZM149 242V241H148ZM55 243V244H54ZM79 245H78V244ZM83 243V244H82ZM96 244V245H94V244ZM104 243V244H103ZM126 243H128L127 245H129V246H127L126 245ZM182 243V244H181ZM88 245V247H86V246H84V245ZM92 246V247H90V245ZM112 244V245H113ZM137 244L139 245V243H135L134 245H136L137 246ZM186 244V245H185ZM201 244V243H200ZM49 245V244H48ZM53 245H54V249L56 250V247H57V249L59 250L60 249V251H58L59 252V254H58V252H57V250H56V252H57V255H56V252L54 253V249H53ZM81 245H83V247L81 246ZM181 245V246H180ZM189 245V246H188ZM243 245V244H242ZM59 246V247H58ZM66 246V247H65ZM68 246V247H67ZM77 246V247H76ZM124 246H127V247H125V250H124ZM40 247V246H39ZM51 247V248H50ZM61 247V248H60ZM75 247L78 249V252L76 251L75 252ZM81 247V248H80ZM85 247V248H84ZM108 247V248H107ZM118 247V248H117ZM129 247V248H128ZM185 247H187V248H185ZM193 247V246H192ZM66 248H69L68 250L66 249ZM110 248V249H109ZM128 248V249H127ZM158 248V247H157ZM200 248V249H199ZM202 248V249H201ZM244 248H245V250H244ZM50 249V250H49ZM64 250V252L65 253H63L62 251ZM74 249V250H73ZM134 249V248H133ZM179 249V250H178ZM186 250V251H184V250ZM199 249V250H198ZM52 250H53V252H52ZM70 250V251H69ZM72 250V251H71ZM83 250V251H82ZM128 250H130V252L128 251ZM157 250V249H156ZM190 250V249H189ZM198 250V251H197ZM210 250V251H209ZM238 250L236 251V254L238 255ZM161 251V250H160ZM160 251L158 250V252L156 253V251H151V253H150V255H151V257H154L153 255L155 254L156 256L155 257H159V256H161V254H160ZM244 251H246V252H244ZM76 254H75V253ZM118 252V253H117ZM128 252H129V254H132V255H129L128 257H127V255H128ZM134 252V251H133ZM153 252H154V254H153ZM192 251H190V253H191ZM203 252V253H202ZM208 252V253H207ZM211 252V253H210ZM241 252V253H240ZM243 252V253H242ZM50 253V254H49ZM64 254V255H62V254ZM66 253H67V255H66ZM71 253V254H70ZM74 253V254H73ZM110 253V254H109ZM123 255H122V254ZM161 253H162V251H161ZM205 253H207V254H205ZM210 253V254H209ZM49 254V255H48ZM68 254H69V256H68ZM121 254V255H120ZM209 254V255H208ZM54 255H56V256H54ZM159 255V256H158ZM196 255H197V257H196ZM199 255V256H198ZM206 257H205V256ZM240 255H239V257H240ZM245 255V254H244ZM61 256V257H60ZM63 256V257H62ZM78 256V257H77ZM122 257V258H120V257ZM30 257L31 258H35V259H37V262L36 263H32L31 262V259H30ZM54 257H55V259H54ZM57 257V258H56ZM127 257V258H126ZM150 257V261L152 260V258ZM203 257H205V258H207L206 260H204V259H201V258H203ZM244 257V256H243ZM247 257V258H248ZM61 258V259H60ZM114 258V259H113ZM140 259H139V261L138 262H140V263H138V262H136V264L138 263V264H142V263H144V264H153L154 262H150L149 260L148 261H146L144 258H141V257H139ZM245 258V257H244ZM247 258H245V259H247ZM52 259V260H51ZM123 259H125V260H123ZM142 259V260H141ZM188 259H189V257H188ZM187 259V260H188ZM194 259V260H193ZM119 260V261H118ZM145 260V262H142V261H144ZM201 260V261H200ZM208 260V261H207ZM251 260V259H250ZM249 259H248V261H250ZM111 261V262H110ZM133 261V260H132ZM153 261V260H152ZM182 261V262H181ZM197 263H196V262ZM142 262V263H141ZM181 262V263H180ZM246 263V262H245ZM26 264V263H25ZM247 264V263H246ZM249 264H253L252 263V261H250L249 262Z\"/></svg>",
    "mask_w": 264,
    "mask_h": 264
},
{
    "label": "clouds",
    "instance_id": "obj_3",
    "mask_svg": "<svg viewBox=\"0 0 264 264\" xmlns=\"http://www.w3.org/2000/svg\"><path fill=\"white\" fill-rule=\"evenodd\" d=\"M30 259H33V258L30 257Z\"/></svg>",
    "mask_w": 264,
    "mask_h": 264
}]
</instances>
